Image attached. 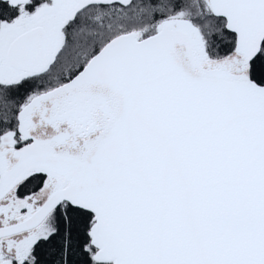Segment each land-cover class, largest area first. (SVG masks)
I'll use <instances>...</instances> for the list:
<instances>
[{"label":"snow or ice","instance_id":"snow-or-ice-1","mask_svg":"<svg viewBox=\"0 0 264 264\" xmlns=\"http://www.w3.org/2000/svg\"><path fill=\"white\" fill-rule=\"evenodd\" d=\"M0 264H264V0H0Z\"/></svg>","mask_w":264,"mask_h":264}]
</instances>
